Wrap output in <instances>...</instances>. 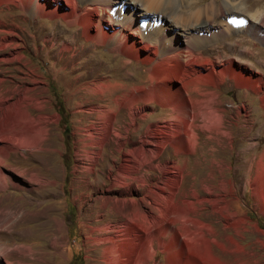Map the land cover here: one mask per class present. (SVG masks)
Listing matches in <instances>:
<instances>
[{"label": "rangeland", "instance_id": "374dc122", "mask_svg": "<svg viewBox=\"0 0 264 264\" xmlns=\"http://www.w3.org/2000/svg\"><path fill=\"white\" fill-rule=\"evenodd\" d=\"M230 1L241 10L232 11L226 0H175L184 16L188 2L193 9L224 5V17L211 32L216 36L201 41L189 63L232 67L255 80L240 84L223 74L200 91L191 87L196 110L197 100L208 97L202 92H213L222 118L216 127L198 117L196 139L174 125L176 113L158 100L147 106L141 101L137 107L148 115L135 121L130 107L118 101L135 86H151L152 64L113 51L109 42L88 40L81 25L61 16L0 4V41L13 42L0 56L14 51L23 56L0 61L6 77L1 97H30V114L43 117L40 124L47 129L40 149L13 150L2 165L9 183L0 189V208L10 209L0 215V264H109L106 250L120 249L125 238L135 242L127 264H187L189 258L192 264H264V184L255 181L264 162V0ZM156 15L150 11L146 19ZM178 39L182 47L187 43L183 35ZM64 41L72 49H62ZM102 83L110 88L94 93ZM6 104L0 117L7 114ZM109 110L114 125L101 145V115ZM175 134L195 144L194 150L167 142ZM121 169L128 173L123 176ZM180 169L172 199L173 174ZM185 208L188 221L166 220ZM135 212L146 217L134 219ZM173 252L178 256L169 260Z\"/></svg>", "mask_w": 264, "mask_h": 264}, {"label": "bare ground", "instance_id": "6f19581e", "mask_svg": "<svg viewBox=\"0 0 264 264\" xmlns=\"http://www.w3.org/2000/svg\"><path fill=\"white\" fill-rule=\"evenodd\" d=\"M82 1L83 0H0V4L4 2L16 3L24 8H28L30 13L33 14L53 17L61 16L71 25H81L84 28V35L88 40L109 42L112 45L113 51L121 52L133 60L135 59L152 64L149 69L150 80L152 81L151 86H135L124 97L118 100L122 102L121 104L130 107L132 119L134 121L139 115L144 117L148 115V113L143 111V108L137 107L141 101L145 102V106H147L150 102L158 100L162 105L169 106L176 113L171 117L174 125H181V130L183 128V133H185L187 137L196 139L193 128L195 127L194 122L198 117L202 115L204 119L214 123L216 127L221 126L222 118L221 114L218 113L219 110L214 107L217 95L213 92H202L208 97L197 100V106L200 107L198 111L189 94L191 87L200 91L202 85L217 83L220 76L223 74L234 77L240 84L250 83L254 85L255 83L253 78L248 76L245 77L244 74L233 70L232 67L220 69L215 63H213L211 67L197 63H189L190 58L195 56L194 49L201 41H208L216 36L214 32H211L213 28L218 26L216 23L217 18L221 16L224 17V5L222 3H220L219 7L217 6V9H215L213 2L205 4L198 9H193L194 3L188 2L187 13L186 16H184L176 9L175 0H87L88 3L86 6H82ZM230 2V0H226L228 6H231ZM185 4L183 6H185ZM234 5L230 7L232 11L241 10V6ZM150 11L157 12V15L154 19L147 20L146 15L148 16ZM235 14L237 15V13ZM114 21H117L119 25L115 26L113 24ZM240 21L243 20H239V25L242 26L243 23H240ZM230 24L233 25V22H230ZM256 27H258L257 24L254 25V28ZM201 29H205L209 31V33H199L202 31ZM7 32L11 33L13 31L9 30ZM147 32L149 35L144 34ZM142 35H145L148 39L143 40L141 38ZM180 35L185 36L187 40V43H185L183 47L179 45V43L182 42V40L178 39ZM153 38L157 45L152 43ZM3 39L0 41V51L6 50L13 43L7 40V38L5 40ZM48 39L52 40V37H48ZM53 46H57V43L55 42ZM62 49H72V45L64 41ZM19 53L20 52L17 53L14 51L5 56H0V61L12 62L16 61V59H21L23 56ZM192 71L196 74L194 77L191 76ZM4 75L0 74V84L6 81ZM103 88H110V85L102 83L100 86L96 87L94 93ZM1 93L0 108L3 103H7V114H5L4 117H0V189H5L8 187L9 179L4 173L2 165L5 164L11 152L18 149H40L43 139L46 138L47 129L44 125L40 124L42 123L40 120L43 119V117L37 119L30 114L29 107L32 104V99L30 97L24 95V97L11 101L13 97L2 98ZM112 94L114 95V93ZM37 105L39 106V104ZM104 108L108 109V107ZM101 117L104 119L103 126L105 128L104 136L100 141V144L103 145L104 142L108 140L109 133L114 125L115 114L109 110L104 115H101ZM1 123H5V125L8 126L4 128ZM17 125H23V127L17 130L19 128H16ZM153 125L154 124L150 125V127ZM175 135H173L174 137H168L167 142L171 141L174 146L181 148L179 150H182V148L184 151L194 150L195 144L193 145L189 141V143H186L187 140H181L179 139L180 136ZM160 148L162 149V146L160 147L159 144L156 145V155L159 154ZM261 167H263L262 173H260L255 181H258V183L261 181L264 184V162H261ZM173 168L176 169L178 167L173 166ZM127 171L128 169H121L120 173L125 176L124 174H127ZM180 175L181 169L176 175L173 174L172 191L169 193L172 199L175 192L173 190L177 189L179 186ZM139 180L143 181L142 179ZM260 193L263 194L264 198V191ZM7 209L9 210L10 207L0 208V215L2 217L3 214L1 213L6 215ZM172 212L175 211L173 210ZM182 212L184 213L183 215H178V217L175 218L167 217L166 215V220L188 221V219L184 217L188 214L189 209L185 208ZM141 215L146 217L144 214L139 215V213L136 212L133 214V217L135 219ZM5 219L6 222L10 220L9 216ZM131 223L132 222H130V225H132ZM127 229H129V227ZM158 233L161 235L164 233V230L160 232L159 229ZM148 240H146V242ZM122 241V248L120 247L119 249L113 245L106 250L109 264H127V256H131L130 252L133 251L132 246H135V244L133 245L134 241L132 238H125ZM144 246L147 245L144 244ZM135 252H133V254ZM174 252L170 253L169 258L171 259L169 260L174 259L172 257L177 258L178 255ZM144 259L146 258L144 257ZM189 259L187 264H192Z\"/></svg>", "mask_w": 264, "mask_h": 264}, {"label": "snow or ice", "instance_id": "6c2138e0", "mask_svg": "<svg viewBox=\"0 0 264 264\" xmlns=\"http://www.w3.org/2000/svg\"><path fill=\"white\" fill-rule=\"evenodd\" d=\"M240 23H243V21H240Z\"/></svg>", "mask_w": 264, "mask_h": 264}]
</instances>
